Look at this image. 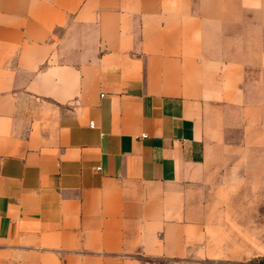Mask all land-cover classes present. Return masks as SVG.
<instances>
[{"label":"crops","instance_id":"0c3cea01","mask_svg":"<svg viewBox=\"0 0 264 264\" xmlns=\"http://www.w3.org/2000/svg\"><path fill=\"white\" fill-rule=\"evenodd\" d=\"M0 264H264V0H0Z\"/></svg>","mask_w":264,"mask_h":264},{"label":"rangeland","instance_id":"374dc122","mask_svg":"<svg viewBox=\"0 0 264 264\" xmlns=\"http://www.w3.org/2000/svg\"><path fill=\"white\" fill-rule=\"evenodd\" d=\"M223 178H225V177H223L222 175H218V176L213 177V179L215 180L214 182H216V183H221ZM253 262L254 261H251V263H253Z\"/></svg>","mask_w":264,"mask_h":264},{"label":"built area","instance_id":"2783aa9c","mask_svg":"<svg viewBox=\"0 0 264 264\" xmlns=\"http://www.w3.org/2000/svg\"><path fill=\"white\" fill-rule=\"evenodd\" d=\"M90 125H91L92 127H94V126H95V122H94V121H91ZM143 136H145V135H143Z\"/></svg>","mask_w":264,"mask_h":264}]
</instances>
